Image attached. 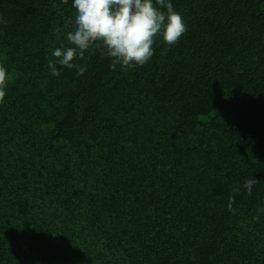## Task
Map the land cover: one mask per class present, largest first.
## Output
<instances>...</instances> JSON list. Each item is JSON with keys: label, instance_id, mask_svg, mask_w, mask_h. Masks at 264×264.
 I'll return each mask as SVG.
<instances>
[{"label": "trees", "instance_id": "1", "mask_svg": "<svg viewBox=\"0 0 264 264\" xmlns=\"http://www.w3.org/2000/svg\"><path fill=\"white\" fill-rule=\"evenodd\" d=\"M171 3L166 54L53 76L72 0H0V264H264V1Z\"/></svg>", "mask_w": 264, "mask_h": 264}, {"label": "clouds", "instance_id": "2", "mask_svg": "<svg viewBox=\"0 0 264 264\" xmlns=\"http://www.w3.org/2000/svg\"><path fill=\"white\" fill-rule=\"evenodd\" d=\"M72 8L74 21L72 30L66 33L67 46L50 50L47 67L53 76L60 75L57 65L84 75L85 67L75 61L84 60L85 54L96 48L111 60L113 71L118 65L121 71L143 67L155 54L157 37H162L168 46L161 53L164 55L187 32V25L171 0H72ZM8 81V70L0 64V102L7 95ZM258 182L248 178L243 187L250 195ZM238 191L239 186H234L233 192ZM229 210L232 211L231 204Z\"/></svg>", "mask_w": 264, "mask_h": 264}, {"label": "water", "instance_id": "3", "mask_svg": "<svg viewBox=\"0 0 264 264\" xmlns=\"http://www.w3.org/2000/svg\"><path fill=\"white\" fill-rule=\"evenodd\" d=\"M264 1V0H263Z\"/></svg>", "mask_w": 264, "mask_h": 264}]
</instances>
